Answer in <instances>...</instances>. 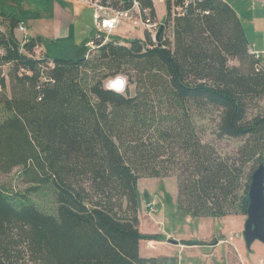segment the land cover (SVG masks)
Returning <instances> with one entry per match:
<instances>
[{
    "label": "trees",
    "instance_id": "trees-1",
    "mask_svg": "<svg viewBox=\"0 0 264 264\" xmlns=\"http://www.w3.org/2000/svg\"><path fill=\"white\" fill-rule=\"evenodd\" d=\"M139 2L156 19L153 0ZM0 20V172L21 168L26 191L51 197L40 205L0 184V264L173 261L141 255L161 236L140 229L141 177L176 175L193 217L247 215L246 168L264 163V60L231 4L199 0L175 17L167 4L159 41L148 30L125 44L95 38L96 53L77 59L36 56L41 38L19 40L17 9L1 6ZM121 73L135 94L104 85ZM206 114L217 137L243 140L233 154L203 141Z\"/></svg>",
    "mask_w": 264,
    "mask_h": 264
},
{
    "label": "rangeland",
    "instance_id": "rangeland-1",
    "mask_svg": "<svg viewBox=\"0 0 264 264\" xmlns=\"http://www.w3.org/2000/svg\"><path fill=\"white\" fill-rule=\"evenodd\" d=\"M86 1L88 3L91 1L92 3L90 4L95 8V19L97 25V21H99L103 15L107 16L106 14L108 13H105L104 9L96 7L94 5V0ZM154 3L158 19L164 23L167 18L166 1L154 0ZM3 4H7L8 6L17 9L22 15H33V17L31 16V19H29L32 20L30 21V27H28L25 22H22L20 25L24 26L25 31L19 29L20 25L16 29V35L20 37H18L20 41H24L27 38V36L24 37L26 33H28V35L39 34L43 37V47L51 48L49 55L52 58H80L76 56L78 53H73L65 48L64 42L57 44L56 39L58 38L55 36L54 27L56 23L55 18L57 17L58 13L56 8L59 7V5L67 7L69 11L77 10L83 13L84 10L87 9L85 8L86 6L84 3L76 0H0V5ZM132 15L136 19L134 24H132L133 22L126 17L125 20L120 21L119 26L109 34L110 39L115 38L119 42L125 44L134 39L144 38L145 31L147 29L143 23L142 14L138 10H134L133 13H130L129 17H132ZM127 21L132 22V25H130V23ZM245 24L247 27L250 26L247 21H245ZM3 28L4 27L0 24V30H3ZM131 31H133V33H131ZM123 34H127V38H123V36H121ZM96 35L91 39V41L95 42ZM167 35L171 36L170 30H168ZM89 43L85 45L87 52L86 57L91 58L96 53L98 46L93 49L89 46ZM37 47L39 48V54H37L35 51L36 56L43 57L46 55L41 43H38L35 49ZM253 47L254 49L257 48L255 45ZM258 53L261 54L259 58L264 60V51L260 50ZM232 63L237 64L236 61ZM50 65H52V63H50ZM0 69L4 74H7L9 66L0 65ZM86 76L89 77L87 78V82L91 83L94 80L89 74ZM118 77L124 78L127 83L126 89L122 93H127L128 88L131 95L135 94V84H131L129 82L128 76L122 73L115 77H109L105 79L104 85L107 87L110 81L115 80ZM261 104L264 105V102H261ZM197 121L203 141L213 143L217 150H219L223 155L233 154L243 142L242 139L217 137L215 134V122L212 120V116L209 114H206V116L203 118L197 119ZM258 165L259 164L256 166H252V164L249 165L246 168V173L248 174L250 172L253 174ZM20 170L21 168H16L10 174H3L0 172V184L10 191H15L20 197L21 195H23L22 197L27 196L38 202L40 205L43 203L45 205L47 203L49 204L51 199V197L49 198V195L45 196L39 194V196H37L26 191L28 185L25 184L18 176ZM140 179V208H142V219L139 215L140 229L142 231H147L146 233H152V230H159V232H161V234L156 233L161 235L159 240L141 241L140 247L142 256L153 257L151 255L154 254V257H166L168 259L174 258L173 261L167 262V264H264V243L255 241L249 249L243 237L244 225L247 215L233 213L224 217H193L179 209V190L176 175L167 177H141ZM147 191H150V193L157 191L159 196L162 197V201L156 200L155 203L144 201L146 196L149 198V196L144 193ZM162 202L164 203L163 205ZM165 204L167 205L165 218L162 216H157L162 213L161 210L164 208ZM175 205H177V207ZM147 210L150 211V213L156 215L155 218L153 216L151 218L143 216ZM185 217L191 218V220H185ZM167 232H171L173 236L180 239H177L180 241L179 245L183 244L182 240L203 241L205 244L203 243L191 246L187 245L189 247L181 248L178 244L172 243L170 240H168L166 235H162L163 233L167 234ZM226 237L231 240L234 246L228 247L225 242H221L214 249H212L216 240H223ZM157 241H166L169 242V244L160 243L157 246Z\"/></svg>",
    "mask_w": 264,
    "mask_h": 264
},
{
    "label": "crops",
    "instance_id": "crops-1",
    "mask_svg": "<svg viewBox=\"0 0 264 264\" xmlns=\"http://www.w3.org/2000/svg\"><path fill=\"white\" fill-rule=\"evenodd\" d=\"M76 1H80V2L84 3L86 6L85 8H87V9L84 10L83 13H81L80 11H77V10L69 11V9L67 7H63L62 5L61 6L59 5V7L56 8V11H58V13H57V17L55 18L56 23H55L54 31H55V36L58 38V39H56L57 44L64 42L65 48H67L69 51H71L73 53H78V55H76L77 57H83V56H86V53H87L85 45L87 43H89L91 41V39L97 34L96 19H95V8L93 5L88 3L86 0H76ZM225 1H227L229 4H231L235 8L237 13L239 14V16L243 22L246 34H247L248 39H249L250 44H251V51L252 52H258L260 50L264 51V0H225ZM153 3H154V0H153ZM1 6H8V5L3 4V5H0V7ZM154 6H155V3H154ZM166 7H167V3H166ZM155 9H156V7H155ZM18 13L20 14L21 17H23L27 26L30 27V25H31L30 21H32V20H29V19H31V16L33 17V15H31V14L22 15L20 11H18ZM156 15H157V13H156ZM156 20L160 24H164V23H162V21H160L158 19V17H156ZM245 21H247L249 23L250 29H249V27L246 26ZM127 22L130 23V25L134 24V22L133 23L130 21H127ZM131 33H133V31H131ZM126 35L127 34H125V35L123 34L121 36H123V38H127ZM26 36L28 38L29 37H40L41 38L40 43H41V46L43 47L44 41H43L42 35H39V34L28 35V33H26L24 37H26ZM138 39H141V38H138ZM142 39H144V38H142ZM254 45L258 49L257 48L254 49V47H253ZM50 49L51 48H49V47H46V48L43 47V50L46 54H49ZM51 53H52V50H51ZM56 55H58V54H56ZM138 188L140 189V182L138 183ZM144 193H146L149 196L148 201L151 203L152 202L155 203L156 200L162 201V197L159 196V193L157 191L152 192V193H150V191H147ZM144 201H146V197H145ZM176 202H177V199H176ZM163 204L164 203L162 202V205ZM175 206L177 207V205H175ZM146 208H147V206H146ZM141 210H142V208H140L139 215H140V218L142 219ZM166 211H167V205L165 204L164 208H162V210H161L162 213L160 215H157V216H162L165 218ZM143 216L148 217V218L149 217L151 218L153 216L155 218L156 215H154L153 213H150V211L147 210V212H145V214H143ZM184 219L185 220H191V218H188V217L187 218L185 217ZM142 232L146 233L147 231L143 230ZM151 232L161 234V232H159V230L158 231L152 230ZM162 235H166L168 240L175 239V238L179 239V238L173 236L171 232H167V234L163 233ZM238 237H241V236H238ZM201 239H203V238H201ZM221 242H225L228 247L234 246L232 244L231 240L226 237L223 240H216L212 249H214ZM157 243H158L157 246L160 243L169 244V242H166V241H161V242L157 241ZM208 245H213V244H208ZM179 246L181 248L189 247V246L183 245V244H180ZM140 252H141V247H140ZM141 255H142V252H141ZM151 256H155V255L152 254Z\"/></svg>",
    "mask_w": 264,
    "mask_h": 264
},
{
    "label": "built area",
    "instance_id": "built-area-1",
    "mask_svg": "<svg viewBox=\"0 0 264 264\" xmlns=\"http://www.w3.org/2000/svg\"><path fill=\"white\" fill-rule=\"evenodd\" d=\"M94 1H95L94 5L96 7L104 9L105 13H108L106 14L107 16L103 15L102 18L99 21H97L96 38L98 39L103 38V41L105 42L110 40L109 34L119 26L120 21L125 20L126 17L130 19L132 22L136 21L133 15L132 17H129V15L130 13H133L134 10H138L142 14V19H143L145 28L151 33L152 37L156 39V34L161 24L155 18L151 16L149 8H144L143 10L141 9L139 0H133L132 6L126 9H119V8L114 7L112 4L113 0H107L106 4L103 0H94ZM165 1L167 4H169L170 13L172 17L184 15L189 5L199 3L198 0H182V2L180 0H165ZM89 2L92 3L91 1ZM19 29L22 31H25V28L23 25H20ZM26 40L27 38L25 39V41ZM89 46L94 49L98 45L94 41H91L89 43ZM35 51L37 54H39L38 47L35 49ZM255 53H258V52H255Z\"/></svg>",
    "mask_w": 264,
    "mask_h": 264
},
{
    "label": "water",
    "instance_id": "water-1",
    "mask_svg": "<svg viewBox=\"0 0 264 264\" xmlns=\"http://www.w3.org/2000/svg\"><path fill=\"white\" fill-rule=\"evenodd\" d=\"M164 29L162 24L156 34V41L160 40ZM126 80L118 77L108 83L107 88L122 93L126 89ZM148 202V197L146 196ZM247 219L244 225L243 237L250 249L255 241L264 243V163H261L251 176L248 193ZM172 243L179 244L177 239H170Z\"/></svg>",
    "mask_w": 264,
    "mask_h": 264
},
{
    "label": "bare ground",
    "instance_id": "bare-ground-1",
    "mask_svg": "<svg viewBox=\"0 0 264 264\" xmlns=\"http://www.w3.org/2000/svg\"><path fill=\"white\" fill-rule=\"evenodd\" d=\"M199 1V0H198ZM257 55V57H260V54L259 53H255Z\"/></svg>",
    "mask_w": 264,
    "mask_h": 264
}]
</instances>
